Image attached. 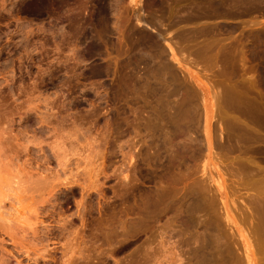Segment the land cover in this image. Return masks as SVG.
<instances>
[{
  "label": "rangeland",
  "instance_id": "1",
  "mask_svg": "<svg viewBox=\"0 0 264 264\" xmlns=\"http://www.w3.org/2000/svg\"><path fill=\"white\" fill-rule=\"evenodd\" d=\"M244 1L0 0V264H198L216 245L264 264V0Z\"/></svg>",
  "mask_w": 264,
  "mask_h": 264
},
{
  "label": "bare ground",
  "instance_id": "2",
  "mask_svg": "<svg viewBox=\"0 0 264 264\" xmlns=\"http://www.w3.org/2000/svg\"><path fill=\"white\" fill-rule=\"evenodd\" d=\"M176 1V0H175ZM178 1V0H177ZM196 1V0H195ZM203 1V0H202ZM206 1V0H205ZM226 0H211V3H210V7H212V13H218V14H220V13H225L226 14V12L225 11H227V13H228V11H229V9L231 8V7H233V6H236V8L237 9H239V11H240V7L238 6V5H241L242 6V2H245L244 0H229V1H227V2H225ZM247 1V0H246ZM251 1V5H252V7L254 6V4H259L260 3V5H262L261 3L263 2H261L260 0H250ZM114 2V1H113ZM119 2V1H118ZM182 2H183V0H182ZM185 2V1H184ZM190 2H193V1H190ZM249 2V1H248ZM110 3V2H109ZM157 3V2H156ZM198 3L199 2H197V7H194L195 8V10L197 11L198 9H196V8H198ZM208 3V2H207ZM206 3V4H207ZM246 3V2H245ZM186 4V3H185ZM189 4V3H188ZM195 4V3H194ZM248 4H250V2L248 3ZM181 5V4H180ZM184 5V4H183ZM200 5V7H199V15H205L204 14V11H205V9H206V7L205 6H207V5H205V3H200L199 4ZM201 5L203 6V5H205L204 7V10H203V7H201ZM246 5H247V3H246ZM182 6V5H181ZM194 5H192L191 7H193ZM238 6V7H237ZM243 6H244V4H243ZM184 7V6H183ZM209 7V8H210ZM247 7H249L248 5L245 7L244 6V8L243 9H247ZM185 8V7H184ZM201 8H202V10H201ZM208 8V7H207ZM235 8V7H234ZM235 8V9H236ZM254 8V7H253ZM156 9V8H155ZM186 9V8H185ZM189 10L191 9V8H188ZM233 9V8H232ZM236 9V10H237ZM243 9L241 10V11H243ZM255 9V8H254ZM184 10V9H183ZM225 10V11H224ZM250 10V9H249ZM253 10V9H252ZM116 11V10H115ZM193 11H194V9H193ZM209 11H211V8H210V10ZM209 11H207V12H209ZM221 11V12H220ZM231 12L230 13H234L235 12V10L234 11H232V10H230ZM248 11V10H247ZM118 12V11H117ZM188 12V11H187ZM206 12V13H207ZM122 13V12H121ZM189 13V12H188ZM194 13V12H193ZM212 13L211 14H209V13H207L206 14V16H204V17H206L207 18V15L209 14L210 16L212 15ZM232 13V14H233ZM245 13H246V11H245ZM156 14V13H155ZM177 14V13H176ZM213 14V15H214ZM217 14V15H218ZM116 15V14H115ZM118 15V14H117ZM165 15V14H164ZM189 15H193V14H189ZM195 15V14H194ZM216 15V16H217ZM227 15V14H226ZM231 15V14H230ZM236 15V14H235ZM148 16V15H147ZM221 16H222V14H221ZM239 16V15H238ZM255 16V15H254ZM145 17V16H144ZM151 17V16H150ZM179 17V16H178ZM181 17V16H180ZM185 17H187V16H185ZM200 17H202V16H200ZM135 18V17H134ZM156 18V17H155ZM183 18H184V16H183ZM193 18H195V17H193ZM199 18V17H198ZM161 19V18H160ZM186 19V18H185ZM178 20V19H177ZM189 20V19H188ZM141 21V20H140ZM175 21V20H174ZM180 21V20H179ZM213 21V20H212ZM152 23V22H151ZM161 23V22H160ZM172 23V22H171ZM174 23V22H173ZM191 23V22H190ZM197 23V22H196ZM199 23V22H198ZM157 24V23H156ZM169 24V23H168ZM177 24V23H176ZM193 24V23H192ZM151 25V24H150ZM179 25V24H178ZM226 25V24H225ZM136 26V25H135ZM138 26V25H137ZM186 26V25H185ZM211 26V25H210ZM154 27V26H153ZM169 28V27H168ZM179 28V27H178ZM207 28V27H206ZM234 28V27H233ZM263 28V27H262ZM261 28V29H262ZM148 29V28H147ZM211 29V28H210ZM177 30V29H176ZM214 30V29H213ZM202 31V30H201ZM253 31V30H252ZM174 32V31H173ZM200 32V31H199ZM247 32V31H246ZM192 33V32H191ZM252 33V32H251ZM99 34V33H98ZM204 34H206V33H204ZM207 35V34H206ZM249 35V34H248ZM188 36V35H187ZM198 37V36H197ZM203 37V36H202ZM101 38V37H100ZM133 39V38H132ZM140 39V38H139ZM260 39V38H259ZM204 40V39H203ZM214 40V39H213ZM243 40V39H242ZM253 40V39H252ZM157 41V40H156ZM193 41V40H192ZM208 41V40H207ZM189 42V41H188ZM206 42V41H205ZM214 42V41H213ZM186 43V42H185ZM193 43V42H192ZM195 44V43H194ZM235 44V43H234ZM188 45V44H187ZM186 45V46H187ZM231 45H232V43H231ZM260 45V44H259ZM141 46V45H140ZM152 46V45H151ZM170 46V45H169ZM194 46V45H193ZM255 46H256V44H255ZM263 46V45H262ZM257 47H258V45H257ZM261 47V46H260ZM156 48V47H155ZM140 49V48H139ZM212 49V48H211ZM234 49H235V47H234ZM241 49V48H240ZM254 49H255V47H254ZM160 50V49H159ZM210 50V49H209ZM231 50H233V48L231 49ZM162 51V50H161ZM168 51H169V54H173V51L174 50H172V48L171 47H168ZM211 53V52H210ZM244 52H242V54H243ZM158 55V54H157ZM180 55V54H179ZM206 55V54H205ZM235 55V54H234ZM233 55V56H234ZM199 56V55H198ZM238 56V55H237ZM248 57V56H247ZM235 58V57H234ZM201 58H199V60H200ZM232 59V58H231ZM231 59H229V60H231ZM233 60V59H232ZM231 60V61H232ZM228 61V60H227ZM170 62V61H169ZM189 62V61H188ZM238 62H239V60H238ZM245 62V61H244ZM208 63V62H207ZM228 63H229V61H228ZM250 65V64H249ZM260 65V64H259ZM230 66V65H229ZM245 66V65H244ZM252 66V65H251ZM228 67V66H227ZM233 67V66H232ZM236 67V66H235ZM234 67V68H235ZM248 67V66H247ZM263 67V66H262ZM165 69V68H164ZM223 69V68H222ZM242 69V68H241ZM255 69V68H254ZM146 70V69H145ZM234 71V70H233ZM261 71V70H260ZM105 72H107V71H105ZM164 72V71H163ZM171 72V71H170ZM173 72V71H172ZM202 72V71H201ZM240 72V71H239ZM247 72V71H246ZM159 73V72H158ZM174 73V72H173ZM242 73V72H241ZM258 73V72H257ZM165 74V73H164ZM233 74H234V72H233ZM110 75V74H109ZM235 75H237V74H235ZM244 75H245V73H244ZM179 76V75H178ZM252 76V75H251ZM147 77V76H146ZM165 77V76H164ZM246 77V76H245ZM250 77V76H249ZM139 78V77H138ZM162 78V77H161ZM240 78V77H239ZM252 78V77H251ZM255 78V77H254ZM261 78V77H260ZM152 79V78H151ZM166 79V78H165ZM253 79V78H252ZM155 80H157V79H155ZM243 80V79H242ZM163 81V80H162ZM169 82V81H168ZM241 82V84H242V81H240ZM263 82V81H262ZM144 83V82H143ZM173 84H174V82H173ZM118 86V85H117ZM160 86V85H159ZM173 86V85H172ZM241 86V85H240ZM239 86V87H240ZM243 86H244V84H243ZM120 87V86H119ZM141 87V86H140ZM155 87V86H154ZM257 87V86H256ZM137 88V87H136ZM144 88V87H143ZM162 88V87H161ZM164 88V87H163ZM234 88V87H233ZM118 89V88H117ZM174 89V88H173ZM253 89V88H252ZM122 90V89H121ZM120 90V91H121ZM146 90V89H145ZM250 90V89H249ZM140 91V90H139ZM167 91H168V89H167ZM143 92V91H142ZM151 94V93H150ZM162 94V93H161ZM167 94H168V92H167ZM189 95V94H188ZM190 96V95H189ZM145 98V97H144ZM147 98V97H146ZM186 98V97H185ZM225 98V97H224ZM184 99V98H183ZM204 99H206V106H205V127H206V136L209 138V124H210V119H211V115H212V112H213V109L212 108H214L213 106H212V102H210V100H209V96H208V94L205 92V98ZM154 100H155V98H154ZM215 100H217L216 99V97H215ZM233 100H234V98H233ZM260 100V99H259ZM116 101V100H115ZM172 101V100H171ZM225 101V100H224ZM264 101V100H263ZM158 102V101H157ZM156 102V103H157ZM182 103V102H181ZM226 103H227V101H226ZM258 103V102H257ZM260 103V102H259ZM258 103V104H259ZM159 104V103H158ZM197 104V103H196ZM228 104V103H227ZM229 104H231V103H229ZM241 104V103H240ZM220 106V105H219ZM236 106V105H235ZM134 107V106H133ZM149 107V106H148ZM222 107V106H221ZM231 107H232V104H231ZM230 107V108H231ZM239 107V106H238ZM241 107V106H240ZM132 108V107H131ZM226 108H228V107H226ZM155 110V109H154ZM230 110V109H229ZM227 111V110H226ZM157 112V111H156ZM163 113V112H162ZM220 113V112H219ZM230 114V113H229ZM113 115V114H112ZM133 116V115H132ZM226 116V115H225ZM239 116V115H238ZM136 117H138V116H136ZM160 117V116H159ZM167 117V116H166ZM134 118V117H133ZM139 118V117H138ZM220 118V117H219ZM135 119V118H134ZM125 120V119H124ZM145 121V120H144ZM215 121V120H214ZM179 122V121H178ZM216 122V121H215ZM235 122H236V119H235ZM148 123V122H147ZM237 123V122H236ZM233 124V123H232ZM250 124V123H249ZM255 124V123H254ZM117 125V124H116ZM115 125V126H116ZM141 125V124H140ZM151 125V124H150ZM156 125V124H155ZM237 126V125H236ZM246 126H248V125H246ZM119 127V126H118ZM251 127V126H250ZM148 128H151V127H148ZM147 128V129H148ZM239 128V127H238ZM249 128V127H248ZM147 129H145V130H147ZM158 130V129H157ZM238 131V130H237ZM257 131V130H256ZM257 132H260V131H257ZM148 133V132H147ZM158 133V132H157ZM159 135V134H158ZM159 136H161V135H159ZM247 136V135H246ZM145 137V136H144ZM147 137V136H146ZM154 137V136H153ZM167 137V136H166ZM166 141V140H165ZM164 143V142H163ZM160 145V144H159ZM258 145V144H257ZM168 147V146H167ZM172 148V147H171ZM228 148V147H227ZM154 150V149H153ZM171 150V149H170ZM250 150V149H249ZM159 152V151H158ZM164 152V151H163ZM178 153V152H177ZM253 153V152H252ZM175 154V153H174ZM166 155V154H165ZM157 156V155H156ZM176 156V155H175ZM132 158V157H131ZM175 158V157H174ZM173 159V158H172ZM183 160V159H182ZM153 162V161H152ZM166 162H169V161H166ZM173 163V162H172ZM263 163V162H262ZM241 164V163H240ZM248 164V163H247ZM236 168V167H235ZM247 169V168H246ZM178 170V169H177ZM258 172H259V170H258ZM257 172V173H258ZM168 174V173H167ZM169 176V175H168ZM261 176V175H260ZM160 178V177H159ZM218 180V179H217ZM259 180V179H258ZM248 181V180H247ZM154 184V183H153ZM165 184V183H164ZM243 184V183H242ZM244 184H247V182H245ZM157 185V184H156ZM161 186V185H160ZM217 186V185H216ZM219 186V185H218ZM170 188V187H169ZM170 190V189H169ZM249 191V190H248ZM163 193V192H162ZM215 193V192H214ZM164 194V193H163ZM173 194V193H172ZM160 195V194H159ZM220 195H221V192H220ZM157 198H158V196H156ZM149 198V197H148ZM153 198V197H152ZM189 198V197H188ZM249 198V197H248ZM122 199V198H121ZM185 199V198H184ZM197 199H198V197H197ZM167 200V199H166ZM122 201V200H121ZM171 201V200H170ZM200 201V200H199ZM212 201V200H211ZM248 201V200H247ZM251 201V200H250ZM249 201V202H250ZM262 201H264L263 200V198H262ZM123 202V201H122ZM148 202V201H147ZM248 203V202H247ZM259 203V202H258ZM181 204V203H180ZM185 204V203H184ZM207 204V203H206ZM167 205V204H166ZM183 205V204H182ZM260 205V204H259ZM156 206V205H155ZM186 206V205H185ZM132 208V207H131ZM159 208V207H158ZM161 209V208H160ZM169 209V208H168ZM170 209H171V207H170ZM115 210V209H114ZM190 211H193V208L191 209H189ZM159 211V210H158ZM167 211V210H166ZM166 211H164L165 213H166ZM179 211V210H178ZM264 211V210H263ZM262 211V212H263ZM174 212V211H173ZM215 212V211H214ZM175 213V212H174ZM136 214V213H135ZM262 214H264V212L262 213ZM261 214V215H262ZM125 215V214H124ZM173 215V214H172ZM177 215V214H176ZM168 216V215H167ZM171 216V215H170ZM178 216V215H177ZM183 216V215H182ZM195 216V215H194ZM260 216V215H259ZM259 216H258V218H259ZM263 216V215H262ZM198 217V216H197ZM217 217V216H216ZM220 217V216H219ZM171 218V217H170ZM173 218H176V217H174V215H173ZM188 218H189V216H188ZM225 218H229L228 216H226ZM261 218V217H260ZM259 218V219H260ZM190 219V218H189ZM168 220V219H167ZM184 220H185V218H184ZM193 220V219H192ZM204 219H202V221H203ZM218 220V219H217ZM260 221V220H259ZM182 222H184L183 220H182ZM191 222V221H190ZM261 222H262V220H261ZM186 223H187V221H186ZM188 223H189V221H188ZM178 224V223H177ZM207 224V223H206ZM232 224V223H231ZM261 224V223H260ZM202 225V224H201ZM233 225V224H232ZM263 225V224H262ZM261 226V225H260ZM180 227V226H179ZM182 227V226H181ZM180 227V228H181ZM138 228V227H137ZM257 228V227H256ZM182 229H184V227L182 228ZM181 229V230H182ZM221 229V228H220ZM261 229H263L262 227H261ZM260 228H259V230H261ZM180 230V231H181ZM188 230V229H187ZM208 230V229H207ZM257 230V229H256ZM177 231V230H176ZM263 231V230H262ZM262 231H261V233H262ZM129 232H131V231H129ZM195 232V231H194ZM210 232V231H209ZM128 233V232H127ZM259 233V232H258ZM180 234V233H179ZM197 234V233H196ZM127 235V234H126ZM125 235V236H126ZM257 236V235H256ZM260 236H264V235H262V234H260ZM182 237H183V235H182ZM217 237V236H216ZM186 238V237H185ZM263 238V237H262ZM194 239H196V238H194ZM198 239V238H197ZM264 239V238H263ZM185 240H187V239H185ZM249 240V239H248ZM194 241V243L196 242L195 240H193ZM217 241V240H216ZM186 242V241H185ZM197 242H198V240H197ZM196 242V243H197ZM187 243V242H186ZM202 245V244H201ZM203 246V245H202ZM201 246V247H202ZM208 246V245H207ZM206 246V247H207ZM226 246V245H225ZM248 246H249V243L248 242H245L244 243V252H245V258H246V260H247V262H250L251 261V254H250V251H249V249H248ZM192 247V246H191ZM205 247V246H204ZM204 247H203V249H204ZM216 247H218L217 245H216ZM215 246L214 247H211L212 249L213 248H216ZM209 248V247H208ZM211 248H209L210 250H208L207 251V248H205L206 249V251H203V252H207L206 254L207 255H204L203 254V252H202V248H198V250H201V251H198L197 249H196V251H198L199 253H201V254H199L198 252H196V253H198L197 254V257L195 258L194 256L192 257V258H195L196 260H197V258H198V264H219V262H220V260L221 259H223L222 257H224V256H220V255H218V261H216V259H217V256H216V253H215V255H214V258H213V256H211L210 254H209V251L211 252V251H213V250H211ZM250 248V247H249ZM227 249V248H226ZM195 250V249H194ZM215 250V249H214ZM218 250H219V247H218ZM218 250H217V252H218ZM194 252V251H193ZM216 252V251H215ZM195 253V254H196ZM163 254V253H162ZM208 255H210V257L208 258L207 256ZM228 255V254H227ZM216 256V257H215ZM226 257V256H225ZM161 258V257H160ZM164 258V257H163ZM216 258V259H215ZM226 258H228V257H226ZM157 259V258H156ZM233 259V258H232ZM223 261H224V259H223ZM223 261H222V263H223ZM227 261L228 260H226V263L225 264H227ZM196 262V263H197ZM217 262V263H216ZM237 262V261H236ZM157 264V263H156ZM160 264V263H159ZM169 264V263H168ZM221 264V263H220ZM234 264V263H233Z\"/></svg>",
  "mask_w": 264,
  "mask_h": 264
}]
</instances>
